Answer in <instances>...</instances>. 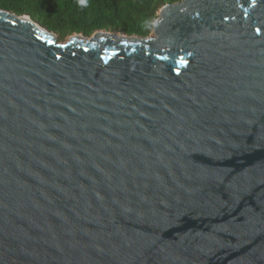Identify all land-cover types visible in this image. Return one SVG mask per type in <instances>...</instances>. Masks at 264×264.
<instances>
[{
	"label": "water",
	"instance_id": "1",
	"mask_svg": "<svg viewBox=\"0 0 264 264\" xmlns=\"http://www.w3.org/2000/svg\"><path fill=\"white\" fill-rule=\"evenodd\" d=\"M74 36L0 10V264H264V0Z\"/></svg>",
	"mask_w": 264,
	"mask_h": 264
},
{
	"label": "trees",
	"instance_id": "2",
	"mask_svg": "<svg viewBox=\"0 0 264 264\" xmlns=\"http://www.w3.org/2000/svg\"><path fill=\"white\" fill-rule=\"evenodd\" d=\"M182 0H0V10L28 16L55 33L59 42L98 31L146 38L152 35L160 10Z\"/></svg>",
	"mask_w": 264,
	"mask_h": 264
},
{
	"label": "bare ground",
	"instance_id": "3",
	"mask_svg": "<svg viewBox=\"0 0 264 264\" xmlns=\"http://www.w3.org/2000/svg\"><path fill=\"white\" fill-rule=\"evenodd\" d=\"M104 34V33H103ZM75 37H80V38H83L82 36H75ZM75 37H73V38H75ZM119 37H123L124 38V36L123 35H120Z\"/></svg>",
	"mask_w": 264,
	"mask_h": 264
},
{
	"label": "rangeland",
	"instance_id": "4",
	"mask_svg": "<svg viewBox=\"0 0 264 264\" xmlns=\"http://www.w3.org/2000/svg\"><path fill=\"white\" fill-rule=\"evenodd\" d=\"M152 35H153V33H152ZM152 35H151V36H152ZM76 36H77V35H76ZM74 37H75V36H74ZM71 38H72V37H70L68 40H70ZM68 40H67V41H68ZM58 41H59V40H58ZM67 41H65V42H60V43H64V44H65Z\"/></svg>",
	"mask_w": 264,
	"mask_h": 264
}]
</instances>
